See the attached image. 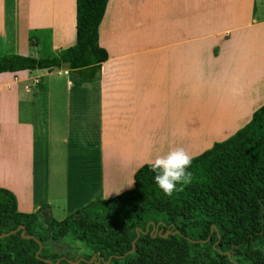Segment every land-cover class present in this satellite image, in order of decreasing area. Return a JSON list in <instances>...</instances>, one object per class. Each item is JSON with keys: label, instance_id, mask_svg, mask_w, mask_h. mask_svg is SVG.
<instances>
[{"label": "crops", "instance_id": "0c3cea01", "mask_svg": "<svg viewBox=\"0 0 264 264\" xmlns=\"http://www.w3.org/2000/svg\"><path fill=\"white\" fill-rule=\"evenodd\" d=\"M112 1L115 11L121 1L133 5ZM64 2L0 0V57L40 58L44 44L58 55L71 47L76 0H67L66 13ZM148 2L155 10L144 13L176 22V30L142 34L141 47H116V20L108 30L112 53L90 82L67 67L0 74V188L15 196L18 212L47 208L61 221L95 198L131 189L135 172L172 148L206 151L228 139L263 105L264 73L241 80L223 59L241 56L244 30L264 29V0ZM135 7L128 23L138 21ZM231 23L243 25L232 30ZM61 72L66 78L56 80Z\"/></svg>", "mask_w": 264, "mask_h": 264}, {"label": "trees", "instance_id": "16d2710c", "mask_svg": "<svg viewBox=\"0 0 264 264\" xmlns=\"http://www.w3.org/2000/svg\"><path fill=\"white\" fill-rule=\"evenodd\" d=\"M109 0H76L75 43L54 57H0V74L67 67L82 82L94 80L108 53L99 26ZM150 165L134 174L131 189L55 220L49 209L17 211L15 196L0 188V264H48L49 240L70 239L86 252L57 264H264V105L228 139L193 157L191 183L172 196L154 183ZM180 186L178 185V188ZM155 228L158 234L154 237ZM168 233L166 237H163ZM40 259L36 258L39 243ZM134 252L128 253L133 249ZM119 256H123L119 258ZM64 257V259H63Z\"/></svg>", "mask_w": 264, "mask_h": 264}, {"label": "rangeland", "instance_id": "374dc122", "mask_svg": "<svg viewBox=\"0 0 264 264\" xmlns=\"http://www.w3.org/2000/svg\"><path fill=\"white\" fill-rule=\"evenodd\" d=\"M133 5H135L137 8V17L138 21L134 23H128L125 19H134L130 18L131 17V10L130 8L133 7H125L122 4V1L119 3V7L116 9L117 11L113 10L114 9V1L111 3H108L107 9L103 21L100 25L99 28V44L102 48H104L108 54L110 55L111 52V43L109 40V33L108 30L113 29L111 26L116 23L117 20V26L120 27V39L119 43H116L117 46H133V47H141L143 46L144 40V35L142 37V34H148L152 32H157L159 28L166 29L167 31H174L176 30V25L174 21H166V22H159L158 19L153 18L152 13H147L145 14L144 11H146L148 8H154V6L149 5L148 0H132L131 1ZM72 15H73V21L75 19V6L74 2L72 3ZM112 4V5H111ZM121 4V5H120ZM111 5V6H110ZM64 10L65 13L68 10V4L67 0L64 2ZM120 10H122L120 12ZM113 13V14H112ZM260 10L257 11L255 18L260 19ZM113 17V20H112ZM117 18V19H115ZM141 18H146L145 20H139ZM133 22V21H132ZM113 23V24H112ZM250 23V22H248ZM231 29L234 30L237 27L242 26V23H231ZM70 27V26H69ZM72 30V29H71ZM239 30V29H238ZM74 32V31H73ZM133 34V36H132ZM136 34H140L141 37ZM108 36V37H107ZM242 36H244L246 39L242 45V51H241V56L237 55L235 57H232L231 55H228V57H225L223 60L224 65H231V69L235 70L237 74L242 75L241 80H248L251 76L257 75V78H260V73H264V29L263 28H252V29H246L243 31ZM133 37V39L131 38ZM229 37H227L228 39ZM151 40V39H150ZM216 42H223L224 39H216ZM219 46L216 44V47ZM41 51V52H40ZM40 55L38 57H54L57 56L58 54L52 53L50 50L49 45L44 44L43 47L38 51ZM63 78L65 77L62 72L60 73V76L54 75V78L57 80L58 78ZM66 78V77H65ZM246 78V79H245ZM75 91L72 94L75 95ZM87 94H89L90 99L89 101L91 103L94 102V91L93 90H88ZM264 105V103H263ZM94 111V108L91 110ZM72 114H74V111L72 110ZM204 145H196L195 149L193 148V151H189L188 154L192 157H196L203 153L204 151ZM123 188H126L127 185H123ZM61 214H55V217H53L55 220L58 221L60 219ZM66 218V217H65ZM64 218V219H65ZM86 250L82 246V244L78 242L71 241L70 239H60L58 241H51L49 240V248L42 250V256L46 258L47 260H54L57 259L60 256L68 257L70 259H74L81 255L82 253H85Z\"/></svg>", "mask_w": 264, "mask_h": 264}, {"label": "clouds", "instance_id": "9594fccd", "mask_svg": "<svg viewBox=\"0 0 264 264\" xmlns=\"http://www.w3.org/2000/svg\"><path fill=\"white\" fill-rule=\"evenodd\" d=\"M192 159L183 147H175L151 161L150 170L154 174V183L165 195L172 196L174 192L191 183L192 173L188 169Z\"/></svg>", "mask_w": 264, "mask_h": 264}, {"label": "water", "instance_id": "95a60500", "mask_svg": "<svg viewBox=\"0 0 264 264\" xmlns=\"http://www.w3.org/2000/svg\"><path fill=\"white\" fill-rule=\"evenodd\" d=\"M19 229H22V232H21V235H22V237L23 238H34V236H27V235H24V232H25V230H24V228L23 227H20V228H17L16 230H14V231H11V232H9V233H5V234H1L0 235V239L1 238H4V237H7V236H9V235H11V234H14V233H16ZM155 234L153 235L154 237L158 234V231H157V229L155 228ZM167 234L168 233H165L164 235H163V237H166L167 236ZM38 243H39V250L37 251V253H36V258H38V259H40V252H41V249H42V246H41V244H40V242L38 241V240H36ZM132 252H134V242H133V249L130 251V252H128V253H132ZM123 256H119V258H122ZM63 259H64V257H63ZM110 259L111 258H109L108 259V261L106 262V264H108L109 262H110ZM103 260V258L102 257H99V258H97L96 256H93L89 261H88V263H92V262H94L95 261V263L96 264H98L99 262H101ZM44 262H46V263H48V264H57L58 262H59V260H57L55 263H53L52 261H50V260H43ZM82 261H86L85 259H83V258H79L78 260H76V261H74V262H71V264H78L79 262H82Z\"/></svg>", "mask_w": 264, "mask_h": 264}]
</instances>
